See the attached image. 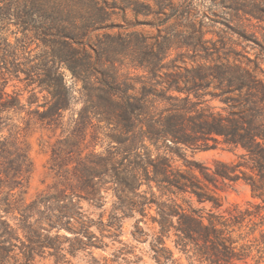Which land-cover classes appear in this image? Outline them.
Masks as SVG:
<instances>
[{
    "label": "trees",
    "instance_id": "16d2710c",
    "mask_svg": "<svg viewBox=\"0 0 264 264\" xmlns=\"http://www.w3.org/2000/svg\"><path fill=\"white\" fill-rule=\"evenodd\" d=\"M136 6L0 0V212L20 214L29 242L57 262L264 264V81L226 59L158 65L162 45L108 32ZM37 130L48 132L52 181L27 201ZM218 147L242 153L211 165L187 154ZM239 180L258 203L225 206L220 184Z\"/></svg>",
    "mask_w": 264,
    "mask_h": 264
},
{
    "label": "rangeland",
    "instance_id": "374dc122",
    "mask_svg": "<svg viewBox=\"0 0 264 264\" xmlns=\"http://www.w3.org/2000/svg\"><path fill=\"white\" fill-rule=\"evenodd\" d=\"M136 8L137 12L130 8L124 11L125 22L117 21L123 28H114L108 32H121L123 35L130 32L140 33L146 37V42L152 45L154 51H159L162 45L165 57L162 62H157L158 65L167 67L184 62L185 66L191 67L210 64L217 58L226 59L256 72L264 81V0H137ZM154 63L155 61L150 59L145 64L152 66ZM131 66L133 62L128 55H124L122 68L127 70L131 69ZM133 71L137 75L143 74L141 68ZM214 103L220 105L218 101ZM81 106V103H77L72 108L78 110ZM47 135L48 132L37 130L28 138L33 167L27 183V201L52 181L47 167L49 149L40 145V139H47ZM106 145V142L99 141L95 145V152L102 151ZM241 153V149L229 150L225 147L187 152L208 165H211L213 160L237 161ZM226 187L220 184L218 190L225 206L229 203L260 201L253 199L249 186L243 181L232 184L233 189ZM145 189V184L139 187V191ZM80 202L85 210L88 209L85 200ZM0 215L10 225H6L4 229L0 228V264H86L87 257L83 254L75 258L69 257L70 262L67 263L57 262L53 249L38 248L29 242L28 233L22 229L23 217L20 214L4 215L0 212ZM129 224L127 221L125 232H128ZM37 232L41 235L34 237V240L41 241L45 232L36 230L34 234ZM54 232L51 230L49 234L54 236ZM64 233L61 231L59 234ZM8 234L13 238L6 241ZM67 235L70 236L68 233ZM67 245L68 243H65V246ZM28 255L31 259L27 258Z\"/></svg>",
    "mask_w": 264,
    "mask_h": 264
}]
</instances>
